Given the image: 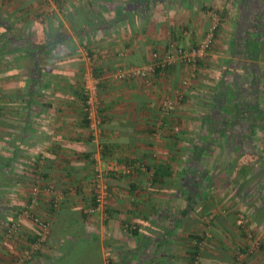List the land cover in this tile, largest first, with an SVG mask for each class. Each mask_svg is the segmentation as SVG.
Segmentation results:
<instances>
[{"label":"crops","instance_id":"crops-1","mask_svg":"<svg viewBox=\"0 0 264 264\" xmlns=\"http://www.w3.org/2000/svg\"><path fill=\"white\" fill-rule=\"evenodd\" d=\"M259 4L0 0V264L39 240L28 218L18 235L5 236L37 185L35 214L50 232L27 264H230L240 253L245 264H264V246L252 255L246 248L254 239L264 245ZM216 19L196 73L178 66L149 80L113 76L145 66L172 42L196 47ZM88 69L100 79L99 142L84 113ZM190 75L189 93L163 116L162 98ZM160 123L163 140L155 136ZM97 164L108 172L106 219L85 214Z\"/></svg>","mask_w":264,"mask_h":264},{"label":"built area","instance_id":"built-area-1","mask_svg":"<svg viewBox=\"0 0 264 264\" xmlns=\"http://www.w3.org/2000/svg\"><path fill=\"white\" fill-rule=\"evenodd\" d=\"M220 25V21L216 19L211 28L209 29L207 35L196 47L185 48L181 44L172 42L169 44L168 48L162 54L154 52L148 64L141 67H129L121 68L113 75L117 80H127V79H145L149 80L157 75L158 71H167L171 68L178 66H187L191 69V73H196L198 64L201 59H203L208 53L209 49L213 46L215 41L216 30ZM162 73V72H161ZM195 75H190L181 82L180 89L177 91L175 96H165L161 102V112L163 116H168L171 114L172 110L179 105L184 97L189 93L192 78ZM83 91L85 94L86 102L84 105L85 118L88 123V130L90 132V137L93 142H99L102 135V120L99 114L100 111V100H99V85L100 79L97 78L91 71H86L83 74ZM155 136L160 139L163 137L162 124L160 123L155 127ZM114 168V167H113ZM107 171H103L97 164L94 167V179L92 181V195L94 198V205L85 210L86 215H101L104 219L108 217V208L111 200V192L107 182ZM47 192L52 191L48 188ZM41 193V188L39 185L35 186L32 190V198L28 209L22 214L12 220L6 229V237L12 238L22 229L23 222L26 218L33 221L38 229L42 230L41 237L37 244L32 245L31 249L25 251L24 256L18 260L15 264H26V262L32 258L41 244H44L50 232L49 224L42 220L38 215L35 214V208L38 206V197ZM56 199L55 206H60L59 198L55 194ZM242 223H246L244 216L240 217ZM253 239V238H251ZM254 240L252 241V244ZM205 244V239L199 242L200 246ZM252 250H259L260 245L255 242L251 246ZM251 250V251H252ZM230 264H245L244 256L237 255L235 260Z\"/></svg>","mask_w":264,"mask_h":264},{"label":"trees","instance_id":"trees-1","mask_svg":"<svg viewBox=\"0 0 264 264\" xmlns=\"http://www.w3.org/2000/svg\"><path fill=\"white\" fill-rule=\"evenodd\" d=\"M258 2H260V4L257 5V6H255V7H256V8H259L260 10L257 9V10H254V12L257 13V16H258L257 18H260V17L262 16L263 12H264V10H262V7H261V5L264 7V0H258ZM261 10H262V12H261ZM260 31H262V30H260ZM249 36H250V35H249ZM161 72L163 73V71H158V72H157V75L161 74ZM94 75H95V73H94ZM95 76L98 78V75H97V74H96ZM83 92H84V91H83ZM85 102H86V98H85V94H84V105H85ZM52 206H53V209H54V210H58V209H59V206H58V207L55 206V201L52 202ZM6 229H7V228H6ZM5 233H6V230H5ZM41 234H42V230L39 229L38 239L41 237ZM16 235H18V233H17ZM16 235H15V236H16ZM5 236H6V234H5ZM15 236H13V237H15ZM13 237H12V238H13ZM6 238H7V239H11V238H8V237H6ZM48 238H49V235H48ZM200 241H202V238H199L198 243H199ZM46 242H47V241H46ZM37 243H38V241L35 242V243H33L32 245L37 244ZM44 244H45V243H44ZM44 244H41V246H40V248H39L38 251H40L41 247H42ZM32 245H30L29 247H27L26 250L31 249ZM26 250H25V251H26ZM25 251H24L23 254H22L21 256H19V257H18V258L12 263V264H15L16 262H18V260L21 259V258L24 256ZM38 251H37V252H38ZM37 252H36V253H37ZM36 253H35V254H36ZM33 255H34V254H33ZM32 257H33V256H32ZM29 260H31V259H29ZM29 260H28V261H29ZM28 261H27V262H28ZM27 262H26V264H27Z\"/></svg>","mask_w":264,"mask_h":264},{"label":"rangeland","instance_id":"rangeland-1","mask_svg":"<svg viewBox=\"0 0 264 264\" xmlns=\"http://www.w3.org/2000/svg\"><path fill=\"white\" fill-rule=\"evenodd\" d=\"M88 71H91V69H90V70L88 69ZM115 73H116V72H114V74H115ZM165 96H172V95H171V94H166ZM165 96H164V97H165ZM164 97H163V98H164ZM163 98H162V99H163ZM169 116H171V115H169ZM169 116H168V117H169ZM162 117H163V116H162ZM163 118H164V117H163ZM164 119H165V118H164ZM170 127H171L172 129L168 127L167 130H169L170 132H173V128L176 127V126L173 125V126H170ZM177 134H178V133H177ZM163 138H164V136L162 137V140H163ZM244 215H245L246 217H245ZM241 216H244V217H245V220H247L246 222L249 224V222H250V220H251L249 214H248V213H245V214H241ZM241 216H240V217H241ZM204 220H211V216H208V215H207V216L204 218ZM207 222H210V221H207ZM244 224H245V223H244ZM248 224H247V226H248ZM244 227H246V225H244ZM248 241H249V240H248ZM255 242H258V243H259V245H260V249H259V250H252L251 246H252ZM254 243L252 244V242H251L250 245H249L250 247H249V248H248V246L246 247L247 250H248V251H247L248 254H251V255H252V254H257V253H259V252L261 251V248L264 246L263 243L261 244V242H260L258 239H257V240L254 239ZM249 250H252V251L250 252ZM255 252H256V253H255ZM237 255H241V253H240V254H237ZM242 255H245V254H242ZM244 257H245V256H244Z\"/></svg>","mask_w":264,"mask_h":264}]
</instances>
